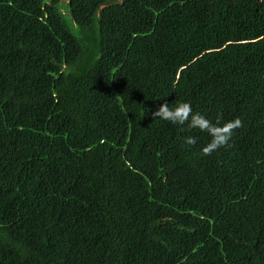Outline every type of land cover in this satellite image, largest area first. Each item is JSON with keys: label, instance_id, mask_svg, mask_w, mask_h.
I'll use <instances>...</instances> for the list:
<instances>
[{"label": "trees", "instance_id": "trees-1", "mask_svg": "<svg viewBox=\"0 0 264 264\" xmlns=\"http://www.w3.org/2000/svg\"><path fill=\"white\" fill-rule=\"evenodd\" d=\"M0 264H264V0H0Z\"/></svg>", "mask_w": 264, "mask_h": 264}, {"label": "clouds", "instance_id": "clouds-1", "mask_svg": "<svg viewBox=\"0 0 264 264\" xmlns=\"http://www.w3.org/2000/svg\"><path fill=\"white\" fill-rule=\"evenodd\" d=\"M153 119L159 118L172 124L184 125L187 123L190 129H199L210 135V142L202 148V155L209 156L221 148L231 147L230 141L234 132L243 127L241 119L236 118L220 125L219 118L214 124L201 113H193L190 103H179L174 108L169 107L165 101L152 113ZM187 145H195V137H187L184 141Z\"/></svg>", "mask_w": 264, "mask_h": 264}]
</instances>
